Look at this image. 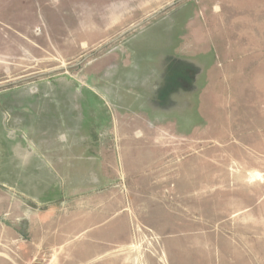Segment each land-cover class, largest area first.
I'll use <instances>...</instances> for the list:
<instances>
[{
    "label": "rangeland",
    "instance_id": "1",
    "mask_svg": "<svg viewBox=\"0 0 264 264\" xmlns=\"http://www.w3.org/2000/svg\"><path fill=\"white\" fill-rule=\"evenodd\" d=\"M177 1L0 0V264H264V87Z\"/></svg>",
    "mask_w": 264,
    "mask_h": 264
},
{
    "label": "crops",
    "instance_id": "2",
    "mask_svg": "<svg viewBox=\"0 0 264 264\" xmlns=\"http://www.w3.org/2000/svg\"><path fill=\"white\" fill-rule=\"evenodd\" d=\"M204 21L221 37L231 35L232 42L222 50L238 51L240 66L236 62L235 69L251 72L252 87H264V0H208Z\"/></svg>",
    "mask_w": 264,
    "mask_h": 264
},
{
    "label": "water",
    "instance_id": "3",
    "mask_svg": "<svg viewBox=\"0 0 264 264\" xmlns=\"http://www.w3.org/2000/svg\"><path fill=\"white\" fill-rule=\"evenodd\" d=\"M180 1H182V0H178L177 2H180ZM158 14H159V13H157V14L151 16L150 18L146 19L144 22L149 21L151 18L157 16ZM144 22L138 23V24H136L135 26H133V27H131L130 29H128L127 31L122 32L117 38H120V37H122L124 34L130 32V31H132V30H135L136 28H138L139 26H141ZM117 38H116V39H117ZM59 77H64V78L67 79V80H74V78H73L72 76H70V75H68V74H66V73L61 74Z\"/></svg>",
    "mask_w": 264,
    "mask_h": 264
}]
</instances>
